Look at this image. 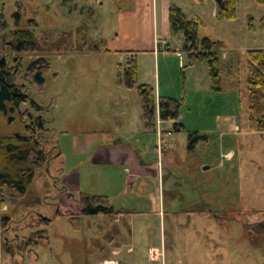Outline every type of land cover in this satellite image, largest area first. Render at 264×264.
I'll return each instance as SVG.
<instances>
[{
  "label": "rangeland",
  "instance_id": "1",
  "mask_svg": "<svg viewBox=\"0 0 264 264\" xmlns=\"http://www.w3.org/2000/svg\"><path fill=\"white\" fill-rule=\"evenodd\" d=\"M169 3L188 21L198 20L200 38L224 44L219 92L211 88L206 64L189 66L182 34H171L169 26L165 31L163 0H155L154 26L148 0H0L9 31L20 15L19 28L33 32L38 43L35 53L10 55L11 66L19 60L16 81L29 97L15 114L0 113V134L23 133L19 115L28 110L44 121L51 157L35 170L23 199L0 203V221L10 219L0 227V264H264V133L249 131L246 88V53L264 50V6L237 0L236 19L220 22L215 0ZM130 56L138 86L180 105L181 127L168 131L162 124L169 132L162 133V144L153 132L138 139L158 167L149 192L159 186L162 198L158 214L149 212V203L141 206L153 215L135 226L147 227L151 247L160 248L162 235L166 241L164 257L149 253L151 262L145 251L130 256L126 249L112 258V226L104 225V216L81 217L75 228L70 221L80 212V194L112 195V166L93 165L112 161V141H100L94 155L91 148L81 154L84 136L112 139V120L134 130L143 126L136 88L119 83L120 66ZM40 58L49 71L36 86L23 75ZM38 231L48 239L34 244L30 236Z\"/></svg>",
  "mask_w": 264,
  "mask_h": 264
},
{
  "label": "trees",
  "instance_id": "2",
  "mask_svg": "<svg viewBox=\"0 0 264 264\" xmlns=\"http://www.w3.org/2000/svg\"><path fill=\"white\" fill-rule=\"evenodd\" d=\"M201 2L203 0H196ZM264 6V0H253ZM237 0H222L218 5L216 19L220 22L236 19ZM20 15L15 22V29L9 31L8 24L0 10V113L5 117L15 114L20 106L27 102L28 94L24 85L17 83L19 75V60L12 62V54L35 53L38 43L33 32L19 28ZM198 20L188 21L181 9L170 5L168 9V26L171 34H182L184 52L189 66L206 64L211 88L220 91V54L226 49L223 43L213 42L208 38L199 37ZM165 47H168L166 43ZM246 88L248 128L252 133H264V50H250L246 53ZM119 83L126 88H136L142 111V123L148 132H155L156 114L162 122L177 119L180 105L177 101L167 98L157 100L155 90L148 85H137V67L134 56L127 59L126 66H120ZM49 71L45 58H40L30 64L23 75L26 80L36 86H43V76ZM35 106V105H34ZM23 133L11 135L0 134V203L4 198L15 202L28 193L35 178V170L47 166L50 160L49 152L45 150L44 121L35 117L28 110L19 115ZM12 118H9L11 121ZM180 125L175 126L179 130ZM193 136L189 135L190 146ZM80 214L71 218L74 228L81 217L112 216L114 210L105 198L80 194ZM10 219L0 221V227L8 225ZM47 222V220H46ZM264 224L262 225V227ZM39 239H48L46 231L32 233L30 241L34 244Z\"/></svg>",
  "mask_w": 264,
  "mask_h": 264
},
{
  "label": "crops",
  "instance_id": "3",
  "mask_svg": "<svg viewBox=\"0 0 264 264\" xmlns=\"http://www.w3.org/2000/svg\"><path fill=\"white\" fill-rule=\"evenodd\" d=\"M163 1L164 11L161 13V16L164 29L165 31H168V9L170 3L169 0ZM148 2L150 5H147L148 10L146 12L148 13V17H150L152 20V26H154L157 7L155 6V0H148ZM155 42L158 43V37L155 39ZM167 48L169 47H166L164 50L167 51ZM152 49L153 50L151 52L154 55H156V52L158 54L159 49L156 48V44L152 47ZM176 121L177 119L173 121L162 122L157 115L156 125L158 126L159 123V126H156L155 132L153 133H157V138L158 134H160L161 137L165 139L166 135H163L162 133H165L167 130L162 129V124L166 123L168 125L169 131L171 126L175 129V126H177ZM148 133L149 132L144 128V126H141V128L138 126V129L134 130L127 126L124 127L121 122L112 120V139H110L109 136L108 139L105 138L104 140V134H100V136H98L97 133L94 132L93 136H84L83 142H85V145L84 143L79 145V147H81V154H85L91 148L89 152L91 153L92 151V155H94V151L96 150L97 152V149L99 148L98 145L100 144V141H102V145H104L107 140L112 141V161L103 160L93 164L94 166L98 167L112 166V195L108 192L99 193L100 195H94L96 197L105 198L106 202L115 212L112 214V216H104L105 218L102 220L104 225L112 226V234L108 238L110 244H112V258L119 257L123 249H126V253L130 256L135 255L137 251L140 253L145 251L148 260L149 253L153 254L156 252L162 257L165 255L166 241L163 235L160 238V248L151 247L149 244V236L147 237V233H149L147 227L144 225L141 228H137V230L135 229V226L138 225L137 223L139 221H145V219H148V217L153 215L151 213H145L142 211L141 206L149 203L152 207H154V209H151L149 212L154 211L155 214H158L157 210L160 208L162 202L159 186L154 192H149L151 188L149 179L156 180L158 178V167L150 164L147 161V148H143L138 140L139 138L146 137ZM133 140H135V142H133ZM87 142H90V144L88 145ZM128 142H133L134 144L132 145ZM230 156L231 155L229 154L226 157L230 158ZM151 168L156 169V172L151 171ZM64 191H67V187L65 186ZM79 199L80 195L78 196V203ZM110 201H112V204ZM6 211L7 208L4 207L2 213ZM79 214L80 212L76 215H73V217ZM136 233L140 235L137 238ZM140 239L142 241L141 243L139 242ZM149 262H151V260H149ZM99 264L119 263L114 259H104Z\"/></svg>",
  "mask_w": 264,
  "mask_h": 264
},
{
  "label": "built area",
  "instance_id": "4",
  "mask_svg": "<svg viewBox=\"0 0 264 264\" xmlns=\"http://www.w3.org/2000/svg\"><path fill=\"white\" fill-rule=\"evenodd\" d=\"M164 45H166V43H164ZM176 123H177V121H176ZM158 126H159V123H158ZM158 126H157V127H158ZM158 138H159V144H162L163 141H164V139L161 137L160 134H158Z\"/></svg>",
  "mask_w": 264,
  "mask_h": 264
},
{
  "label": "water",
  "instance_id": "5",
  "mask_svg": "<svg viewBox=\"0 0 264 264\" xmlns=\"http://www.w3.org/2000/svg\"><path fill=\"white\" fill-rule=\"evenodd\" d=\"M215 2H216L217 5H220L222 0H215Z\"/></svg>",
  "mask_w": 264,
  "mask_h": 264
}]
</instances>
